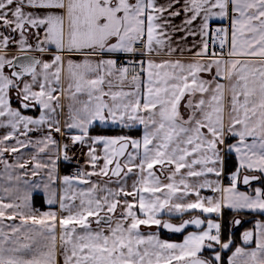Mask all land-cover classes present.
I'll use <instances>...</instances> for the list:
<instances>
[{"label":"snow or ice","instance_id":"snow-or-ice-1","mask_svg":"<svg viewBox=\"0 0 264 264\" xmlns=\"http://www.w3.org/2000/svg\"><path fill=\"white\" fill-rule=\"evenodd\" d=\"M182 13L181 24H173ZM215 18L229 25L211 35ZM177 31L200 42L173 46ZM185 53L187 62L173 58ZM122 56L130 59L120 63ZM13 94L20 107H13ZM65 95L72 101L65 126L79 130L71 142L87 146L91 171L65 175L59 200L44 185L47 204L59 211L34 210L30 191L9 203L0 199V264H225V250L226 264H264V220L245 230L240 244L222 239L219 222L224 208L264 215V187L253 186L264 185V0H0V128L9 130L0 136V156L19 151L8 141L26 147L31 141L18 137L46 125L39 152L52 146L59 159L51 132H61L56 114ZM34 108L38 118L23 112ZM97 122L140 125L143 134L92 136ZM228 136L237 138L227 151L238 164L225 186L220 146ZM42 168L53 182L55 160H37L32 175ZM129 175L136 176L131 190ZM206 188L217 195L202 197ZM196 210L208 215L179 225L162 219ZM17 217L21 223L5 231L3 221ZM189 225L199 231L180 243L141 231L180 233Z\"/></svg>","mask_w":264,"mask_h":264},{"label":"crops","instance_id":"crops-1","mask_svg":"<svg viewBox=\"0 0 264 264\" xmlns=\"http://www.w3.org/2000/svg\"><path fill=\"white\" fill-rule=\"evenodd\" d=\"M158 2L161 4H164L167 2V0H158ZM181 3H183V0H181ZM177 7H179V5H177ZM165 16H167V13H165ZM183 16H184V14L182 13L180 17H175L172 21L173 24L180 25L181 21L183 19ZM199 23H200V21L197 20L196 25H198ZM210 24L216 25L217 27H227L229 25V21L227 19L221 20V19L215 18L212 21H210ZM184 35L185 34L183 32H179V31L172 34L173 46H178L181 48L191 47L193 43L198 44L200 42L199 36H197L195 38H193L192 36H189L187 38V40H182L181 37ZM193 51H195V49H193ZM16 54H17V49H16V46L13 45L10 52H9V56L11 57V56H14ZM173 58L174 59L180 58V59L184 60L185 62H187L188 60L191 59V54L185 53L183 57H180L177 55V56H174ZM44 59L50 60L51 57L45 56ZM76 59H79V57H76ZM6 71H7V69H6ZM127 87L128 86L126 85V90H127ZM57 95H59V93H57ZM78 99L79 100H85L86 96L80 95L78 97ZM60 103L63 105V109L57 110L56 118L60 120L61 132H59V133H57L55 131L51 132L53 139L56 140L58 142V144L61 146L59 159H57V152H56L55 148L52 146H50L43 153L39 152V145L36 144V141H38V140L42 139L43 137H45L46 135H48V128L46 125L41 126L38 130H33V131L29 132L27 136H19L18 137V139L23 140L26 143L28 141H31V143H27L26 147H20V146L16 145V140L8 141L7 142L8 145L19 147V151H17V152H11V151L5 152V153H3L2 156H0V199H2L3 202H5V203L12 202L13 200L16 199V197L18 195L23 196V194L25 192L30 191L31 192L30 203H31V206L34 210H39L40 212L49 211V210L59 211V204H55V205H48L47 204V202H46L47 195L44 191V185L50 184L51 190L55 191L57 199L59 200V198L63 195L64 188H65V185L63 184L62 178L65 175H69L68 172L72 167L78 166V167L82 168L83 171H91V167L87 163V151H88L87 146L81 145V144H73L71 142V137L73 135H78L79 130L78 129H68L65 126V122L68 120V116L70 114L69 104H71L72 101L65 95V96H61ZM13 107H20V104L16 100V97L14 94H13ZM40 111L41 110L38 108L23 110L25 115L32 116L33 118H38ZM181 111L182 112L184 111L183 105L181 106ZM94 126H97L100 128L116 129L117 131L113 134H106V133H104V134H92L90 132V135H92V136H96V135H102V136L128 135V136H132L134 138H139L143 134V126H140V125H137L133 128H123V127H120L117 125H113L111 123L101 124V123L97 122L95 125H93V127ZM7 131H9V130L0 128V136H3ZM236 141H237L236 137L228 136V137H226L225 145L220 146L222 149H224V151L222 152V155L224 157V165H223L224 173H225V157H226L227 153L233 154L235 156L236 161H237L236 154L234 152H228L227 151V145L234 144V143H236ZM65 144H67L69 146L68 147V155L70 157L69 160L63 159V145H65ZM50 158H51V160H55V164H56V173H55L54 181L50 182L48 179V172H49L48 168L40 169L38 174L33 176L32 170H33V167H34V164L36 163V161L39 160L40 162H42L44 164H48L50 161ZM4 161H7V164L13 165V167L7 168ZM19 164H24L25 167L21 168V167H19ZM64 164H67V167H66L67 171L66 172H65V169H63V167H62ZM237 164H238V161H237ZM228 175L225 173V177L222 181V183L225 186L228 184V178H227ZM17 177H19V179H17ZM161 178L163 179V176ZM208 178L212 179V180L216 179V177L214 175H209ZM92 179L94 181L103 182V180L106 178L93 177ZM135 179H136L135 175H129V177L127 178L128 190H131V185ZM196 179L197 178H193V181H195ZM200 179H202V178H200ZM25 181H27L28 183L26 184ZM165 182H167V181L165 180ZM34 184H39L40 187L39 188H32L31 186ZM109 186L113 187V188L117 187V185L115 183H113ZM253 186L264 187V185H262L259 181H254ZM79 187H86V186L85 185H79ZM4 189H9L10 192L6 193L4 191ZM240 190L241 191H251V189L248 186H243V185L240 186ZM200 191H201L202 197L216 196L217 195L216 193H213L210 189H207V188L202 189ZM35 199L37 200L38 204L44 205V207L37 206L35 204ZM129 199H132V198L129 197ZM188 199L194 200L195 196H189ZM16 202H20V201L17 200ZM77 203H78V201H77ZM225 209H227V208H224L222 210V217L219 218V222L222 225V228H221L222 239H224L223 238V229H224L223 215H224ZM228 210H230V209H228ZM119 211L120 210L118 209L117 214H119ZM231 211H233V210H231ZM193 212L201 215L199 210H196ZM240 212H247V213L254 214L255 215L254 217L256 218L254 221V224L257 220H264V215H257L256 213L249 212L247 210L240 211ZM207 215L208 214H204L202 216L205 217ZM179 216H181V215L180 214H173V215L169 216L167 214H162V219L163 220L171 219V220L177 222L176 218ZM209 218L218 219L215 214H211V216ZM237 218H240L241 223L247 219L246 217H243L241 215L240 216L237 215L235 217V219H237ZM20 223H21V221H20L19 217H17L15 220L5 219L3 221V225L5 226V231H10V229H8L6 227L7 225H19ZM235 226H238V225H235ZM24 227L26 228L28 226L25 225ZM95 227H96V225L93 224V228H95ZM252 228L253 227H251L250 229H252ZM247 230H249V229H247ZM22 231H23V229H22ZM141 231H143L145 233L158 232L160 239L166 240L169 242L180 243V242H183V239L185 238V236L189 232L199 231V230L188 229L184 233L179 234V235H181L180 237H175L177 234L169 233L168 231L163 230V228H157L156 226H152L151 228L142 226ZM241 242H242V237H241V240L239 242H237L236 244H240ZM203 255L205 257H210L212 255V250L206 249L204 251ZM229 255H231V253L228 252L227 250H225L222 253L225 264L227 262V257ZM61 264H62V262H61Z\"/></svg>","mask_w":264,"mask_h":264},{"label":"trees","instance_id":"trees-1","mask_svg":"<svg viewBox=\"0 0 264 264\" xmlns=\"http://www.w3.org/2000/svg\"><path fill=\"white\" fill-rule=\"evenodd\" d=\"M117 130L116 129H111V128H100L97 126H94L93 128H91L90 132L92 134H113L115 133ZM63 169L66 170L67 164H64ZM237 167V161L235 159V156L233 154L227 153L226 157H225V173L228 175L230 174L232 171L235 170V168ZM70 172V170H69ZM68 172V173H69ZM35 204L37 206H41L44 207V205L38 204L37 200L35 199ZM195 212H189V213H185L182 216H179L176 218L177 221L188 217V216H193L195 215ZM237 215H241L243 217H246L247 219L242 222L240 225L235 226L233 221L235 220V217ZM255 215L251 214V213H247V212H234L228 209H225L224 211V215H223V220H224V229H223V238L224 240L228 239L229 237H231V239L237 243L241 240L242 237V233L247 230L250 229L251 227H253L254 225V221H255ZM165 232V231H164ZM166 233V232H165ZM181 235H176L175 237H180Z\"/></svg>","mask_w":264,"mask_h":264},{"label":"water","instance_id":"water-1","mask_svg":"<svg viewBox=\"0 0 264 264\" xmlns=\"http://www.w3.org/2000/svg\"><path fill=\"white\" fill-rule=\"evenodd\" d=\"M243 186H244V185H243ZM193 216H201V218H204L202 215H199V214H195V215H193ZM193 216L185 217V218H183L182 220L190 219V218H192ZM237 219L240 220V218H237ZM165 220H171V219H165ZM182 220H180V221H178V222L171 220V222L174 223V224L179 225V224L182 222ZM188 229L199 230V229L196 228L195 225H189V226H188L183 232H180V233H174V232H171V231H169V230L163 228V230L168 231L169 233H173V234H182V233H184V232H185L186 230H188Z\"/></svg>","mask_w":264,"mask_h":264},{"label":"built area","instance_id":"built-area-1","mask_svg":"<svg viewBox=\"0 0 264 264\" xmlns=\"http://www.w3.org/2000/svg\"><path fill=\"white\" fill-rule=\"evenodd\" d=\"M212 29H213V32L211 33V35H214V30L215 28H217L215 25H212L211 26ZM210 44H211V41H210ZM128 59H130L129 57L127 56H122L119 60L120 63H124L125 61H127ZM79 171H83L80 167H74L72 168L71 172H70V175H75L77 172Z\"/></svg>","mask_w":264,"mask_h":264}]
</instances>
